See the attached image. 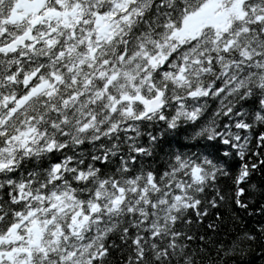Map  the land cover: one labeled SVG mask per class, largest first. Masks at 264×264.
Returning <instances> with one entry per match:
<instances>
[{
  "label": "snow or ice",
  "instance_id": "1",
  "mask_svg": "<svg viewBox=\"0 0 264 264\" xmlns=\"http://www.w3.org/2000/svg\"><path fill=\"white\" fill-rule=\"evenodd\" d=\"M0 264H264V0H0Z\"/></svg>",
  "mask_w": 264,
  "mask_h": 264
}]
</instances>
